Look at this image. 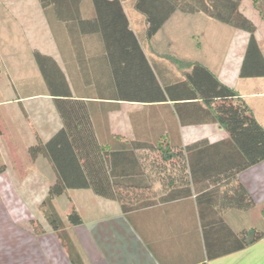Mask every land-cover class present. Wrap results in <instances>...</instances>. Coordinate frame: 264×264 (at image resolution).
Returning <instances> with one entry per match:
<instances>
[{
  "label": "crops",
  "instance_id": "crops-1",
  "mask_svg": "<svg viewBox=\"0 0 264 264\" xmlns=\"http://www.w3.org/2000/svg\"><path fill=\"white\" fill-rule=\"evenodd\" d=\"M120 2L141 52L125 30L105 38L98 32L81 34L79 25L72 22V31L77 30L73 37L69 24L59 21L54 9L43 8L39 0H0V73L11 82V95L0 98V159L1 167H5L0 174V209L4 211L0 220L31 221L32 210L18 191L44 187L46 194L36 202L40 205L50 183L55 181L53 169L49 179L33 171L34 175L18 181L6 160L7 156L17 158L19 147L26 153L32 145L47 142L63 128L56 106L59 97L52 96L34 57L39 52L56 61L67 79L72 99L87 104L100 142L167 143L173 148L168 154L174 159V166L166 172L148 170L151 186L155 191H191L188 197L128 215L123 214L115 201L87 195L86 214L81 216L78 212L83 223L67 227L84 264H264V161L233 180L216 184L222 150H183L181 155L176 149L201 142L215 145L229 138L220 125L212 122L213 109L202 100H192L189 85H181L196 64L207 68L220 83L235 91L264 127V77H240L249 34L235 29L231 36L232 49L225 55L220 50L219 57L215 51L220 49L222 41L215 37L211 41L216 48L203 58L194 44L196 38H182L179 30L205 28L210 24L208 17L176 12L162 28L170 31L168 39L164 36L158 41V33L146 41L145 19L135 9L134 0ZM104 10L111 13L108 7ZM252 10L259 18L253 4ZM79 11L82 19H97L93 0H82ZM249 19L257 22L253 16L249 15ZM106 21V25L111 24V19ZM117 23L121 25L120 17ZM256 38L260 45L258 31ZM115 72L119 87H114L111 80ZM154 78L158 83L162 78L170 87L167 102L142 100L157 91ZM120 94L129 98L119 97ZM137 155L149 164L148 159L159 158L161 152L139 151ZM182 157L183 168L178 162ZM40 158L31 163V169L46 164ZM238 184L253 203L248 210L230 206L229 199ZM215 189H219V197L211 193ZM250 231L259 238L243 250H234L237 239L244 242L252 237ZM3 232H0V264H71L54 231L52 234L58 241L55 244V240H50L54 244L53 252L47 241L52 234H36L34 238L22 232L16 235L13 230ZM17 238L25 246L15 248Z\"/></svg>",
  "mask_w": 264,
  "mask_h": 264
},
{
  "label": "trees",
  "instance_id": "trees-1",
  "mask_svg": "<svg viewBox=\"0 0 264 264\" xmlns=\"http://www.w3.org/2000/svg\"><path fill=\"white\" fill-rule=\"evenodd\" d=\"M81 1L39 0V3L43 8L52 7L58 20L69 24V32L73 37L77 30L72 31V22L79 25L81 34L98 32L105 38L125 30L134 40V46L141 48L120 0H93L98 10L95 21L81 18L79 11ZM251 1L264 20V0ZM242 2L243 0H134V7L145 19L146 41L152 40L176 12L185 15L203 14L214 21L249 34L240 77L243 79L264 77V55L256 38L258 27L242 12ZM104 7L110 8L111 13L108 14ZM119 17L120 26L117 23ZM109 19L111 24L106 25V20ZM139 51L141 52V49ZM34 57L52 91V96L59 97L56 99V106L63 121V128L51 139L47 142L38 141L29 148L32 160L39 157L47 159L55 173V181L49 187L41 208L67 251L71 264H84L63 219L55 208L56 198L70 190H91L98 197L119 203L123 214L128 215L153 208L160 203L188 197L191 191L153 190L151 174L147 171L166 172L169 167L174 166V159L168 154L173 148L167 143L108 145L100 142L87 104L72 99L67 79L56 61L39 52H35ZM111 80L114 87H119L120 81L116 72ZM154 85L157 91L148 97H142V100H149L145 102L151 103L167 102L170 87L166 81L161 78L158 83L154 78ZM181 85H189L187 87L192 100H202L213 109L212 122L220 125L229 135L227 140L215 145L201 142L184 149L176 148L180 150L181 155L183 150L199 152L210 149L222 150V160L218 158L221 162H218L220 166L214 180L216 184L233 180L239 173L264 161V127L258 123L245 101L235 91L220 83L207 68L199 64L193 66L186 76V81ZM120 96L129 98L125 94ZM117 138L113 137L116 140ZM139 151H160L161 156L155 160L148 159L150 162L146 164L147 159L137 155ZM188 159L190 160V157ZM184 161L183 157L178 161L182 168ZM4 171L5 167H1L0 174ZM211 193L219 197V189L212 190ZM229 202L231 207L240 210L253 207L251 198L241 184L236 186ZM262 212L264 214V208ZM66 220L71 226L83 223L77 211H73ZM248 233L252 237L245 238L244 242L237 239L238 246L234 250H243L259 238L254 237V231Z\"/></svg>",
  "mask_w": 264,
  "mask_h": 264
},
{
  "label": "rangeland",
  "instance_id": "rangeland-1",
  "mask_svg": "<svg viewBox=\"0 0 264 264\" xmlns=\"http://www.w3.org/2000/svg\"><path fill=\"white\" fill-rule=\"evenodd\" d=\"M242 4H243V6L241 8L242 12L248 18L250 15V16H253L254 18L257 19L258 23L256 22L255 24L258 26V34H259V38H260V47L264 53V26L262 24V20L260 19V17L258 18V16H256V14L254 15L252 13L253 10H252V4H251L250 0H243ZM0 5H1V3H0ZM206 19L209 21L210 24L207 25L205 28H197V27L185 28V27H183L179 30L180 37L187 38V39H189V36H190V38H191V36L195 37L196 41L194 42V44L196 45L197 50L199 51L200 55L203 56V58L212 54V50L216 48L214 46L213 42L211 41L212 39H214L216 37V38L220 39V41H222V42L219 43L220 49L217 52L215 51V53L218 54V57H219L220 53H221L220 50H222V53L225 55L226 52L229 49H232V47H233L234 41H233L231 36L233 34V31H235V29L230 27V26H227L225 24H222L220 22H216L214 20H211L209 18H206ZM169 32L170 31L166 30V29L162 30L157 35L156 39L159 41L161 39H164L165 38L164 36H166L168 39ZM7 37L8 36H6V38ZM6 38L3 37L4 42H6ZM189 43L192 44L193 42L190 40ZM20 48H23V47L21 46ZM11 80H13V79H11ZM0 82H1L0 87H2L1 93H0V98L7 97L9 94L11 95V92L9 93V86H10L11 82L8 79V77L6 75H2L0 73ZM7 154H8V152H7ZM16 154L18 156L17 158H14L13 156L12 157L7 156L6 160L9 163V167L11 168V171L13 172V176L18 181H20V180L22 181L24 178L29 177L31 174L34 175L33 171H36L35 173L38 175H40V173H41V175L46 176L48 179H49V177H51V175L53 173L52 172L53 168H52V166H50L51 164L49 163L48 160L44 159L43 157L40 158L46 164H42V163L40 165L37 164L35 169H31L33 167V166H31V163H33L34 160H32L30 155H29V149L25 153V150H23L21 147H19V149L16 150ZM14 162L17 164L16 166H14ZM1 166H3V163H2V160L0 159V168H1ZM50 184L52 185L53 183H50ZM43 188L44 187H42V189L38 188L37 190L35 189L34 191H32V189L31 190L20 189L18 191V193L20 194V197H22V199H23V202H25L29 206L28 209L30 208L32 210L34 218H32L31 221H25V222L14 221V219L11 221L0 220V232L4 233L3 231L7 232V230H10V231L13 230L14 232H16V235H17V233L22 232V234L24 236L30 235L33 237L36 234L38 236H42V235L53 233L51 226L49 225L48 221L46 220L44 211L41 208L42 203L40 205L36 204L37 200H39V198L43 194H46V190ZM87 195L90 197H95L94 193L90 190L89 191L83 190L80 192H78L77 190H70V191L66 192L64 195H62L61 197H58L56 199V202L54 201V205H55L57 212L59 213L61 218L64 219L63 221L65 223L66 229H67V227L71 226L67 223L66 218L73 211H77V213L80 212L81 216L83 214L84 215L86 214L87 203L89 204ZM0 213L2 215H4V211L1 209H0ZM9 214L12 215L10 212L8 213V215ZM14 215H17V214H14ZM51 239L55 240V242H54L55 244H56V240L58 241V239H57V236L55 234H52L48 237V240H47L49 242L48 247L53 252L54 244H52V242L50 241ZM16 241H18V246L15 245L16 246L15 248H18L19 246H20V248H22L23 246H25L22 243L21 238H19V240L17 238ZM59 245H60V243H59ZM7 247L9 248V246H7Z\"/></svg>",
  "mask_w": 264,
  "mask_h": 264
}]
</instances>
